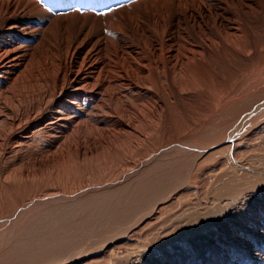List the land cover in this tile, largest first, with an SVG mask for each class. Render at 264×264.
I'll return each instance as SVG.
<instances>
[{"label":"bare ground","instance_id":"bare-ground-1","mask_svg":"<svg viewBox=\"0 0 264 264\" xmlns=\"http://www.w3.org/2000/svg\"><path fill=\"white\" fill-rule=\"evenodd\" d=\"M260 175L264 0H0V264H99L127 239L78 231Z\"/></svg>","mask_w":264,"mask_h":264},{"label":"rangeland","instance_id":"rangeland-1","mask_svg":"<svg viewBox=\"0 0 264 264\" xmlns=\"http://www.w3.org/2000/svg\"><path fill=\"white\" fill-rule=\"evenodd\" d=\"M210 193H201L198 189L191 195L178 197L172 209L168 208L167 211L177 215L180 212L179 216L175 215L172 220L153 227V232L146 229L145 232L149 230V236L137 235L132 226L135 222L133 219L127 221L129 218L124 219V223L95 226L90 233L80 230L77 235L79 239L76 238L80 241L78 251L89 250L91 243H96L98 248L103 240H110L118 235L115 240L127 239L121 243L125 251L119 250L114 253L112 259L104 258L99 264H264V175L256 176L252 182L245 185L228 184ZM168 197L169 195L160 194L150 200L152 203L143 206L145 213L141 215L149 214L156 201H165ZM131 215L133 214L128 216ZM139 217L140 215L135 219ZM158 230L161 231L158 233ZM158 235L160 236L157 237ZM145 237L153 242L150 243V248L143 247V255H139L137 246L148 244ZM130 242L134 246L131 247ZM162 257L163 263L160 261Z\"/></svg>","mask_w":264,"mask_h":264}]
</instances>
